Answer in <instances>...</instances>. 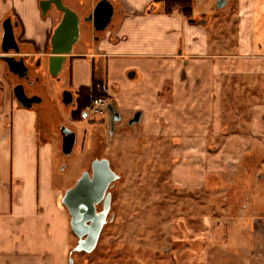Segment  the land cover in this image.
<instances>
[{"label": "crops", "instance_id": "obj_1", "mask_svg": "<svg viewBox=\"0 0 264 264\" xmlns=\"http://www.w3.org/2000/svg\"><path fill=\"white\" fill-rule=\"evenodd\" d=\"M40 1L0 0V264H66L70 247L58 237L70 231V217L63 190L54 184L51 150L37 138L43 118L20 105L14 72L1 58L7 17L27 63L50 54L59 17L52 7L43 14ZM111 2L112 23L98 38L86 23L85 37L64 63L70 85L100 81L118 109L141 110L142 134L171 142L175 185L201 188L209 181L214 187L220 178L222 184H241L237 195L233 188L222 194V200L239 202L233 213L224 209L232 220L220 222L212 206L204 224L211 232L223 225L231 239L227 246L242 250L245 261L264 264V220L254 223L264 218V0L237 1L232 51L208 49L211 16L199 21L194 7L187 17L179 9L166 13L163 0ZM158 5L162 12H155ZM51 246L60 249L57 256Z\"/></svg>", "mask_w": 264, "mask_h": 264}, {"label": "rangeland", "instance_id": "obj_2", "mask_svg": "<svg viewBox=\"0 0 264 264\" xmlns=\"http://www.w3.org/2000/svg\"><path fill=\"white\" fill-rule=\"evenodd\" d=\"M64 1L75 10L86 12L91 0ZM237 1L227 0L223 7L218 8V0H193L194 13L200 14L199 21L211 16L207 25V36L211 43L209 50L232 51L236 47ZM162 11V6L158 5L155 12ZM51 12L58 17L60 15L55 9ZM86 23H81V37H85L83 29L88 28ZM85 34L90 40V33ZM151 39L154 41V38ZM98 71L99 74L95 73L96 77L101 75L100 69ZM41 76L43 85L54 98L57 92L71 83L67 67L61 73V81L42 72ZM55 105L51 111H43V119L38 121L37 138L49 146L54 184L64 191L77 180L81 170L87 165L83 161L96 145V132L92 129V123L94 120L100 121L102 116L90 112L87 117L84 112L79 121H74L72 108L66 107L59 100H56ZM131 113L132 111H124V116ZM61 122L76 126L78 131L77 144L67 161L61 157L58 149V125ZM121 129L132 135L129 144L121 139ZM121 129L115 133L110 144L117 151L115 158L113 157L114 167L123 175L115 186L112 202L114 220L104 229L92 252L75 251L72 254L73 264H252V259L245 261L242 250L230 248L232 244L227 246L231 239L227 232L224 233L223 225L211 232L204 224L212 206L216 212H220V222L232 220L233 216L224 212V209L228 206L233 213L239 202L230 197L222 200V194H227L233 188L232 192L237 195L242 185H230L229 182L222 184L220 178L218 181L215 179L214 187L209 181L201 188L179 187L173 182L174 160L170 140L144 137V143L140 145L137 141V135L141 134L138 126ZM261 187L256 186L257 189ZM47 200H53V195ZM221 213L225 214L222 216ZM263 220L264 218H255L254 223L259 224ZM234 236L233 239L236 240L238 234ZM58 237L61 241L69 242L65 262L70 264L69 252L76 245L77 237L71 228L68 232L61 231ZM211 242H214L213 249L210 248ZM51 248L52 254L57 256L60 249L55 246Z\"/></svg>", "mask_w": 264, "mask_h": 264}, {"label": "water", "instance_id": "obj_3", "mask_svg": "<svg viewBox=\"0 0 264 264\" xmlns=\"http://www.w3.org/2000/svg\"><path fill=\"white\" fill-rule=\"evenodd\" d=\"M227 0H218V8L223 7ZM61 10L63 15L55 27L51 36V52L47 55L46 65L51 75L56 76L63 68L68 55L73 52L74 46L81 37L80 17L76 10L68 6L64 0H41L40 7L43 14H46L51 6ZM92 16L85 17L86 22H91L93 30H106L115 13L111 0H99L92 12ZM14 24L11 17L5 18L3 22V53L1 58L7 63L9 70L20 77H27L28 66L25 63V55L10 54L11 51L20 53L21 48L16 38ZM18 55V56H17ZM135 71L129 72L134 76ZM13 92L22 107L31 108L33 102L37 101L35 96H28L22 83L14 85ZM64 102H72L71 91H64ZM70 94V96H68ZM111 110V105L108 107ZM141 113L135 114L130 123L140 121ZM76 142V133L63 137V151L71 153ZM109 166L107 160L93 163V175L85 171L76 184L67 189L62 197V202L70 214V226L78 236L76 245L69 252V263L73 264L72 253L75 251L92 252L99 241V237L106 222V216L110 209L111 195L107 194L104 210L97 212L96 203L101 200L111 180L118 178ZM90 223L88 224V222ZM85 236V237H84Z\"/></svg>", "mask_w": 264, "mask_h": 264}, {"label": "flooded vegetation", "instance_id": "obj_4", "mask_svg": "<svg viewBox=\"0 0 264 264\" xmlns=\"http://www.w3.org/2000/svg\"><path fill=\"white\" fill-rule=\"evenodd\" d=\"M98 1L99 0H97L93 6L89 7V9L86 12H79L76 10L81 19L80 27H81V23L85 21L84 20L85 17H88L89 15L92 16L93 14L92 12L94 8L96 7V4L98 3ZM51 7L54 8L60 14L59 15V21H60L63 15V12L61 10L56 9L54 5H52ZM113 17H112L110 24L113 21ZM87 24L91 26L94 38L100 37L102 32H104V30H93V25L91 22H87ZM20 48H21V45H20ZM19 54L24 55L21 53ZM46 58L37 57L32 62L27 63L28 58H27V55H25V63L28 66L27 77H20L18 74L14 73V76L16 77L15 84L22 83L25 87V91L27 95L35 96L37 98V101L33 102L32 107L30 109H35L41 118H43L44 116L43 111L45 110L51 111L52 108L56 106L55 105L56 100L57 101L59 100L66 107L72 108L73 110L72 119L74 121H79L81 119V116L83 117L84 112L86 113L85 115L87 117L90 115V112H93L94 114L95 113L100 114L102 116L101 117L102 119L100 121L94 120V122L92 123V129L96 132V136H95L96 145L93 147L92 152L88 155V158L84 159L83 161V162H87L86 163L87 165L81 170L79 176L77 177V180H75V182L72 185L67 187L62 192V197H63L65 191L69 189L70 187L74 186L76 182L78 181V179L82 176V174L85 171H88L89 175L92 177L94 162L101 161V160L108 161L110 168L115 173H117L119 177L109 182L105 193L101 196V200L98 203H96L97 212L104 210L105 199L107 197V194L110 193L111 195L110 209L106 216V222L103 225V228L101 231V234H102L104 229L114 220L115 213L112 210V202H113L114 192L116 190L115 186H116V183L120 181L123 176L116 169V167H114L115 163L113 164V157L115 158V154H117V151L115 149L113 150L110 144L112 143L114 139V135L118 131V129H121V128L124 129L127 126L133 127L135 125L136 126L139 125L140 121L130 123V120L135 116V114L141 113V116H142V111L137 109V110H134L130 115L124 116V111H121L120 109L117 108L115 104V100L111 96L110 92L108 91V88L106 87V85H104L100 81H96L95 86L93 85L95 81L90 86H82L79 88H75L72 85L64 86L59 92H57L56 98H54V96L50 95L49 92L46 90L45 86L43 85L42 83L43 78L41 76V72L46 75L48 74V76H50L51 78L55 80L61 81V78H62L61 73L63 72V68L59 71V73L56 76L51 75L48 69L43 70ZM70 80H71V77H70ZM84 89H87L86 91L88 92H86ZM65 90L71 91L72 102H70L69 104H66L63 100L65 96L64 94ZM94 91H97L98 94L93 95ZM68 96H70V94H68ZM96 100H98V102H96ZM109 105H111L112 107L111 110L108 108ZM96 107H98V111H96ZM58 128H59V139H60V145L58 148L59 153L61 154V157L67 161L72 156L74 148L77 144L78 131H77L76 126L70 125L64 122H61L58 125ZM71 131H75L76 133V142H75V145L71 153L67 154L63 151V146H62L63 137L70 134ZM140 132L141 134L137 135V141L141 145L144 143V137L146 136L142 134L141 130ZM119 134L121 136V139L124 141V143H127V144H129V142L133 138L132 135H130L128 132H125L122 129L120 130ZM65 168H66V165L62 167L63 170ZM69 217H70V214H69ZM89 223L90 221L88 222V224ZM101 234H100V237H101ZM76 237L78 241V236L76 235ZM100 237H99V241H100Z\"/></svg>", "mask_w": 264, "mask_h": 264}, {"label": "trees", "instance_id": "obj_5", "mask_svg": "<svg viewBox=\"0 0 264 264\" xmlns=\"http://www.w3.org/2000/svg\"><path fill=\"white\" fill-rule=\"evenodd\" d=\"M163 5L164 11L166 13H171L173 10L179 9L187 17H191L193 14V0H163ZM190 21L194 20L190 19ZM93 85H96V81L93 83ZM84 90L86 91L87 89ZM96 94H98V92L94 91L93 95Z\"/></svg>", "mask_w": 264, "mask_h": 264}, {"label": "built area", "instance_id": "obj_6", "mask_svg": "<svg viewBox=\"0 0 264 264\" xmlns=\"http://www.w3.org/2000/svg\"><path fill=\"white\" fill-rule=\"evenodd\" d=\"M96 102H98V100H96ZM96 111H98V107H96ZM259 218V217H258ZM257 217H256V219H258Z\"/></svg>", "mask_w": 264, "mask_h": 264}]
</instances>
